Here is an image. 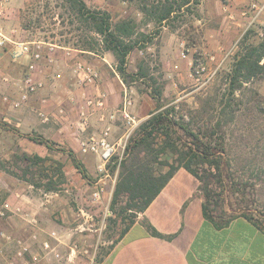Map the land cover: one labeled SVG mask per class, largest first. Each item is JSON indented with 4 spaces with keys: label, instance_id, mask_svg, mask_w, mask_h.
Wrapping results in <instances>:
<instances>
[{
    "label": "rangeland",
    "instance_id": "obj_1",
    "mask_svg": "<svg viewBox=\"0 0 264 264\" xmlns=\"http://www.w3.org/2000/svg\"><path fill=\"white\" fill-rule=\"evenodd\" d=\"M83 1L89 9L110 13L113 22L135 20L137 31L153 37L152 42L148 39V42H141L145 43L144 48H135L129 54L126 68L129 73L135 74L144 60L150 75L162 85L164 107L179 104L184 105L185 109L198 108L200 99L222 93L225 88L222 76L231 69L235 53L243 42L258 44L264 41V12L251 22L253 4L260 6L264 0H201L174 23V28L164 24L160 26L159 33H156L159 26L148 21L141 12L139 0ZM4 26L16 40H41L58 46L55 49V62L39 65L37 76L45 81V87L34 94L38 95V101L29 100L31 103L18 108L5 101L3 95L18 97L20 82L25 77L29 62L28 59L13 61L8 52H1L5 53L0 58V200L9 198L24 210L47 206L45 214L39 209L38 216L42 212V216H46L45 219L53 223L54 228L64 232L73 231V240L81 251L84 248H88L90 253L95 251L94 264H98L120 240L122 229L130 223L132 210H128V216L122 221L121 217L116 218L111 201L127 141L156 108V102L149 94V82L147 78L132 84L123 82L114 55L102 48L101 35L94 32L91 22L67 0H14ZM82 47L96 49L91 52L79 49ZM58 49L65 56L66 51L71 50L74 58L67 56V59H58ZM94 55L105 58L102 66H97L103 73L101 88L107 93L106 111L115 115L101 121L103 127L96 133L89 131L91 118L85 129L78 123L81 106L86 105L85 95L95 94V89L80 85L73 68L74 59L77 58L96 64ZM200 63L206 67L204 71H198ZM213 72L214 77L209 78ZM4 75L9 78L8 81L3 80ZM255 92L264 106V74L246 83L245 96ZM125 93L132 100L130 114L136 125L120 111ZM40 111L49 117L47 121L39 114ZM146 114L149 116L138 120ZM242 117L243 120L249 119L248 116ZM243 120L237 119L231 123L234 133L230 134L229 130L227 156L240 179L257 185L256 188L251 185L242 187L243 191L231 194L229 201L232 205L227 209L240 208L252 213L264 229V185L261 186L262 182L257 177L260 164L255 158L257 138H252L250 132L245 130V127L250 129L251 125L247 126ZM42 124H47L46 129ZM105 126L111 127L109 139L115 145L116 153L109 167L110 176L103 180L106 181L107 191L101 201L95 202L91 195L101 176L97 169L100 160L95 154L83 153L79 141L91 135L100 136ZM31 137L49 139L52 148ZM74 147L81 154L79 156L75 152L87 169L88 178L82 177L68 154ZM55 161L61 163L67 181L57 184L55 190L46 191L44 183L56 171ZM124 200L121 198L117 206L123 205ZM252 201L255 203L252 204ZM107 204L110 214L105 217ZM81 209L93 214L94 225L84 224L85 227L90 226L92 231L76 232L79 222H84ZM14 217L18 218L17 215L11 216ZM103 217L104 225L101 223ZM8 230L19 235L10 228ZM91 255L79 253L75 264H85Z\"/></svg>",
    "mask_w": 264,
    "mask_h": 264
},
{
    "label": "trees",
    "instance_id": "obj_2",
    "mask_svg": "<svg viewBox=\"0 0 264 264\" xmlns=\"http://www.w3.org/2000/svg\"><path fill=\"white\" fill-rule=\"evenodd\" d=\"M74 9L91 22L95 33L101 35L102 48L111 52L117 61V71L123 82L146 79L150 86V96L156 102V108L150 116L143 120L130 135L125 146L124 155L119 162V173L111 201V208L116 218L125 221L129 214L130 224L137 215L162 191L179 168L190 171L199 181V189L203 197V210L207 219L216 227L227 226L234 218L244 216L256 226L261 227L259 219L244 209H232L229 201L231 194L241 192L242 187L250 185L256 188L257 183L240 179L233 168L232 160L227 156L229 144L227 136L233 134L231 123L242 116L245 130L252 138H257L255 158L260 167L257 177L264 185V106L255 93L246 97V83L264 74V41L258 44L243 42L234 56L231 69L224 73L225 84L222 93L207 95L200 99L198 108L185 109L184 105L172 104L164 107L162 85L151 76L144 60L135 74L126 68L127 58L135 48H144L145 43L152 42L153 37L137 31L133 19H121L113 22L110 13L92 10L83 0H67ZM141 12L148 21L156 23V33L160 26L174 23L187 12H190L201 0H139ZM148 39V40H147ZM81 50L95 52L94 47H82ZM262 122V124L260 123ZM255 125V126H254ZM258 136V137H257ZM31 139L52 148V142L43 137ZM231 150V147H230ZM75 167L83 178L88 172L77 158L74 150L68 151ZM55 172L47 177L44 183L46 191L55 190L57 184L67 181L66 173L60 162L55 161ZM56 178H59L56 180ZM238 178V179H237ZM34 181V180H33ZM125 198L124 204L117 206L119 200ZM255 201H252V204ZM247 209H249L247 207ZM264 214V213H263ZM116 221V219H115ZM122 229L121 237L129 227ZM154 235L162 236L150 226Z\"/></svg>",
    "mask_w": 264,
    "mask_h": 264
},
{
    "label": "crops",
    "instance_id": "obj_3",
    "mask_svg": "<svg viewBox=\"0 0 264 264\" xmlns=\"http://www.w3.org/2000/svg\"><path fill=\"white\" fill-rule=\"evenodd\" d=\"M61 49L57 50L58 59H67ZM1 52L2 49L0 58H3L1 54L5 52ZM94 56L96 65L102 66L105 58ZM38 98V95H33L30 101L36 102ZM147 116L149 114L138 120ZM91 124L89 131L92 133L103 127L97 112L93 113ZM46 125L42 124L43 129ZM74 152L81 156L77 147H74ZM38 208L43 213L48 209L44 205ZM39 209L33 211L39 213ZM42 212L39 217L42 227L45 230L56 229L53 223L47 222L46 216H42ZM150 226L162 236L154 235ZM4 228L24 236L29 233L20 217L10 218ZM10 248L11 245L6 244V253ZM0 264H5L2 254ZM37 264L57 263L45 259ZM98 264H264V229L244 216L234 218L225 227H216L204 215L198 179L187 169L179 168Z\"/></svg>",
    "mask_w": 264,
    "mask_h": 264
},
{
    "label": "built area",
    "instance_id": "obj_4",
    "mask_svg": "<svg viewBox=\"0 0 264 264\" xmlns=\"http://www.w3.org/2000/svg\"><path fill=\"white\" fill-rule=\"evenodd\" d=\"M14 0H0V49L9 53L13 61H20L28 59V69L24 79L20 82L19 95L16 98H11L9 95H3V99L18 108L29 102L32 95L45 87V81L39 78L38 70L40 64L54 63L56 60L55 49L57 44L48 43L41 40L24 41L16 40L13 35L9 34L4 26V22L10 17L11 8ZM264 12V2L262 5L253 4V15L251 22H254L260 14ZM66 55L74 58L71 50L66 51ZM74 73L77 81L84 87H92L95 89V94L86 97V105L81 106L79 124L82 128H87L90 122L91 115L98 112L99 120L106 121L109 118H114L113 113L106 111L107 93L101 88L102 74L96 64L84 61L82 59H74ZM206 67L203 63L199 64L198 71H204ZM215 72L210 73L209 78H213ZM60 76V74H58ZM3 80L8 81L7 76L2 77ZM74 100V97H71ZM133 105L132 100L128 94H124L120 111L129 121L137 124L135 119L130 114V108ZM87 107V109H86ZM64 112L63 109H60ZM40 115L44 120H48V116L40 111ZM111 127L105 126L100 136L91 135L85 139H80L79 144L83 153H92L99 157L98 173L101 175L97 181L95 189L92 193V199L99 202L102 195L107 191L105 186L106 177L110 176L109 167L112 163L113 157L116 153L115 145L110 141ZM122 158V157H121ZM2 183L0 182V188ZM106 207V215L110 214L108 204ZM84 222H79L75 228L76 232L83 233L84 230L89 229L94 225V216L92 213L81 209ZM12 215H17L23 220L24 227L28 230V235H14L8 229L4 228L5 222L8 221ZM105 217L101 219L102 225L105 224ZM87 223L90 226L85 227ZM42 234H44L42 236ZM73 231L64 232L60 229L45 230L41 225L38 213L33 210H24L21 205H14L9 198L0 200V254L5 256V264H37L45 259H51L57 264H75L79 253H85L88 256V261L85 264H94L95 251L90 253L88 248H81L73 240ZM6 244L11 245V252L6 253ZM38 247L37 249H35ZM65 251V252H64Z\"/></svg>",
    "mask_w": 264,
    "mask_h": 264
}]
</instances>
